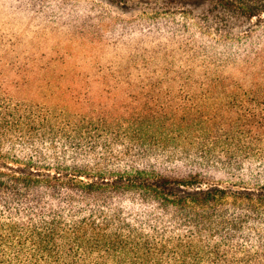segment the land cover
I'll return each instance as SVG.
<instances>
[{
  "label": "trees",
  "instance_id": "trees-1",
  "mask_svg": "<svg viewBox=\"0 0 264 264\" xmlns=\"http://www.w3.org/2000/svg\"><path fill=\"white\" fill-rule=\"evenodd\" d=\"M205 12L215 24L220 15L227 23L250 22L264 12V0H215ZM210 55L203 41L187 34L146 35L124 41V97L105 89L109 99L86 104L87 94L75 92L69 105L2 88L0 264H264V184L214 182L204 155L206 165L198 161L180 170L124 163L112 144L124 124L127 134L134 130L141 137L173 126L186 139L193 125L222 123L224 112L230 124L247 114L237 106H264V94L228 81ZM59 60L47 63L61 93L74 88L60 83L67 69L69 84L84 77L92 83L81 71L87 63L99 75L113 69L88 59ZM24 67L21 61L18 69ZM226 83L238 90L228 91ZM76 107L74 124L53 122V112L70 114ZM164 140L156 135L150 146L139 147L151 150Z\"/></svg>",
  "mask_w": 264,
  "mask_h": 264
},
{
  "label": "rangeland",
  "instance_id": "rangeland-1",
  "mask_svg": "<svg viewBox=\"0 0 264 264\" xmlns=\"http://www.w3.org/2000/svg\"><path fill=\"white\" fill-rule=\"evenodd\" d=\"M214 1L0 0V90L9 87L20 96L37 98L40 102L63 98V103L69 105L72 101L68 97L76 95L75 92L87 94L86 104L109 99V90L112 95L124 97V41L128 45L146 35L172 32L203 41L210 58L219 61L216 70L227 76L228 81L239 80L245 87H256L257 96L264 94V12L253 16L250 22L230 19L227 23L220 15L215 24L212 14L209 21L205 19V9ZM49 58L88 59L97 65L111 64L113 69H105L104 76L89 63L84 65L81 71L91 74V84H86L85 77L78 84H69L67 69L60 83L65 85L64 89L74 88L71 93L66 90L61 93L58 75L53 66H48ZM21 61L28 67L18 69ZM15 62L17 66L13 67ZM224 87L228 91L238 90L234 84L226 83ZM173 93L177 98L176 92ZM79 98L82 103V95ZM238 108L239 114H247L231 118L235 121L230 124L224 112L222 123L218 122L215 127L193 125L183 134L186 139L177 137L173 126H159L156 133L144 131L141 137L138 132L132 133L134 130L127 134L124 124L112 144L124 163L170 170L205 162L201 159L204 155L209 158L208 164L205 162L208 179L236 188H256L257 184H264V124L261 127L256 121L264 122V106L246 103L243 109ZM79 113L77 107L70 114L53 112L52 120L60 126L74 124ZM132 128L139 130V127ZM145 133L148 135L142 140ZM156 135L166 139L159 142V147L146 151L139 147L140 144L150 146L151 138ZM102 151L99 147L96 154Z\"/></svg>",
  "mask_w": 264,
  "mask_h": 264
}]
</instances>
